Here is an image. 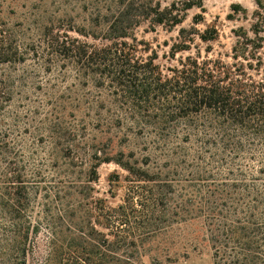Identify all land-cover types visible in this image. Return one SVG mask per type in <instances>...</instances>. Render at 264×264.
I'll return each mask as SVG.
<instances>
[{
    "label": "trees",
    "instance_id": "1",
    "mask_svg": "<svg viewBox=\"0 0 264 264\" xmlns=\"http://www.w3.org/2000/svg\"><path fill=\"white\" fill-rule=\"evenodd\" d=\"M204 1L86 0L84 26L43 22L32 40L0 17V264H162L189 249L264 264V20L234 33L232 63L187 56L166 73L134 35L172 31ZM192 31L172 59L217 37ZM55 71L70 94L31 97ZM103 164L126 173L114 206L94 197Z\"/></svg>",
    "mask_w": 264,
    "mask_h": 264
},
{
    "label": "rangeland",
    "instance_id": "2",
    "mask_svg": "<svg viewBox=\"0 0 264 264\" xmlns=\"http://www.w3.org/2000/svg\"><path fill=\"white\" fill-rule=\"evenodd\" d=\"M157 1L160 2L162 7H166L173 0ZM85 2L86 0H16L8 8L9 12L13 10L15 14L11 16L8 13H2L0 17L10 24L21 23L25 36H31L32 40L36 31L43 25V22H53L55 25L64 27L84 26L89 19V14L84 11ZM259 2L261 7L256 5L255 0H205L202 9L193 8L187 11L184 22L172 31H168L160 26L151 28L147 24H142L136 28L134 35L138 40H142L148 44L150 53L147 55L151 54V50L156 54L157 59L155 63L164 73H166L167 68L177 66L178 61L187 56L195 57L198 55L202 59L207 56L209 59H218L230 64L232 63L231 49L236 41L234 33L242 29L250 35L252 25L264 20V0H259ZM7 4L6 7L8 6ZM5 11H7V8ZM196 15L202 17L198 25L193 24V17ZM180 28L195 30L192 32L198 33L214 28L217 31V37L213 41L202 42L194 36L192 44H187L189 50L177 53L172 59L169 53L170 48L179 42L178 31ZM69 35L78 37L73 32H69ZM262 36L264 38V33ZM261 53H264V43ZM261 57L264 58V54ZM28 65L33 66L30 62L27 63ZM249 73L257 77L255 72ZM70 76L67 77L66 75V78L62 79L61 74L57 73V71L53 72L50 76L45 74L43 78H50V81H43L40 87L36 83H33L28 93L30 96H38L42 102L47 101L48 94L62 96L60 94L63 92V96H68L74 89L72 87L74 80ZM78 87L82 94L87 92L85 88ZM62 108H57L54 111V115H71L73 109L70 108V105L64 104ZM32 126L34 128H41L38 123ZM32 126L30 127V132H35ZM120 142L118 139L114 140V149L126 152L128 148H123ZM97 172L99 179L94 185V197L96 199H104L112 206L120 203L124 192L122 179L126 173L115 164H103L98 168ZM115 174L119 175L120 179L118 182H111L110 179ZM144 264L150 263L145 260ZM162 264H213V262L208 250L193 251L189 249L186 258L180 256L174 262Z\"/></svg>",
    "mask_w": 264,
    "mask_h": 264
}]
</instances>
